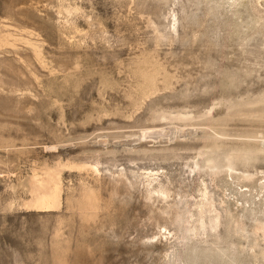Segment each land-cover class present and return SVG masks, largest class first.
Wrapping results in <instances>:
<instances>
[{"label": "rangeland", "instance_id": "rangeland-1", "mask_svg": "<svg viewBox=\"0 0 264 264\" xmlns=\"http://www.w3.org/2000/svg\"><path fill=\"white\" fill-rule=\"evenodd\" d=\"M0 264H264V0H0Z\"/></svg>", "mask_w": 264, "mask_h": 264}]
</instances>
